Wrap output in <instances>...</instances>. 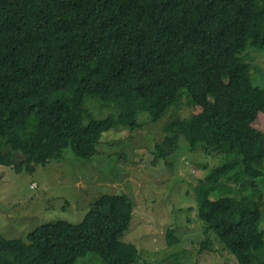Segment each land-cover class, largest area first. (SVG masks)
<instances>
[{
	"label": "trees",
	"instance_id": "16d2710c",
	"mask_svg": "<svg viewBox=\"0 0 264 264\" xmlns=\"http://www.w3.org/2000/svg\"><path fill=\"white\" fill-rule=\"evenodd\" d=\"M247 46L264 50V0H0V165L33 172L66 147L89 159L103 132L134 130L141 113L157 122L185 97L199 109L164 125L155 160L180 136L216 153L195 185L196 215L238 264H264V132L254 122L264 88ZM132 207L126 194H102L76 224L0 234V264H73L88 252L132 264L139 251L121 240Z\"/></svg>",
	"mask_w": 264,
	"mask_h": 264
},
{
	"label": "rangeland",
	"instance_id": "374dc122",
	"mask_svg": "<svg viewBox=\"0 0 264 264\" xmlns=\"http://www.w3.org/2000/svg\"><path fill=\"white\" fill-rule=\"evenodd\" d=\"M246 53L253 83L264 88V50L247 46ZM198 109L184 97L157 122L141 113L140 127L103 132L97 152L89 159L77 157L66 147L60 158L37 165L33 172L0 165V234L25 240L42 223L66 220L76 224L102 194H126L133 207L121 240L139 251L132 264H238L196 215L200 190L195 185L218 164V155L189 150L180 136L178 148L166 160H155L154 143L163 138L164 125ZM102 113L106 116L108 111ZM254 122L264 132V113L258 112ZM260 184L264 191V179ZM260 210L264 214V202ZM169 228L175 237L170 244L165 238ZM73 264L106 263L88 252Z\"/></svg>",
	"mask_w": 264,
	"mask_h": 264
}]
</instances>
